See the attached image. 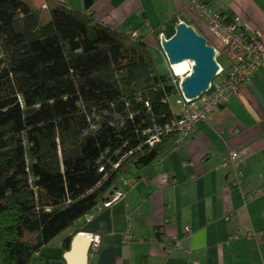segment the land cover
Returning <instances> with one entry per match:
<instances>
[{"label":"trees","instance_id":"16d2710c","mask_svg":"<svg viewBox=\"0 0 264 264\" xmlns=\"http://www.w3.org/2000/svg\"><path fill=\"white\" fill-rule=\"evenodd\" d=\"M89 9L0 0V264H32L130 169L180 143L166 130L179 116L176 78L159 72L146 35Z\"/></svg>","mask_w":264,"mask_h":264},{"label":"crops","instance_id":"0c3cea01","mask_svg":"<svg viewBox=\"0 0 264 264\" xmlns=\"http://www.w3.org/2000/svg\"><path fill=\"white\" fill-rule=\"evenodd\" d=\"M64 1L87 10L84 0ZM209 1L226 23H235L249 34L264 31V0ZM27 2L36 7L46 4V0ZM198 2L93 0L89 13L120 31L146 35L157 49L154 33L172 37L179 22L208 33L194 6ZM227 14L232 20L227 21ZM223 59L228 69L227 59L219 60ZM251 85L264 97V68L238 96L200 121L170 155L145 169H130L90 222L78 221L36 254L32 264L52 260L82 264L80 249L68 263L64 260L71 251V244L63 249L64 242L71 238L72 243L79 233L101 236L97 253L87 255L90 241L82 245L84 264H264V236L259 235L264 232V108ZM175 98L180 114L182 94ZM231 152L238 154L244 175L241 184H235L233 168L225 163ZM255 192L259 195L250 199ZM127 231L132 233L129 242L123 238ZM176 244L179 248L170 252Z\"/></svg>","mask_w":264,"mask_h":264},{"label":"built area","instance_id":"2783aa9c","mask_svg":"<svg viewBox=\"0 0 264 264\" xmlns=\"http://www.w3.org/2000/svg\"><path fill=\"white\" fill-rule=\"evenodd\" d=\"M204 1L206 0H199L194 6L199 9V13L204 18L208 33L219 45V47H214L219 64V76L211 84L210 89L200 98L189 100L182 95V100L179 102L181 111L178 119L166 129L167 131H178L180 142L193 133L200 121L205 120L210 114L227 105L231 98L238 96L241 88L250 82L253 75L264 68V31L249 34L246 29H242L235 23H226L224 18L213 11ZM134 35L136 36L137 33L135 32ZM221 57L226 58L229 62L230 67L228 69L219 62ZM192 66L193 64L190 63V67L183 75H189ZM170 67L173 72L175 71V76L179 77L180 75L176 72L174 65H170ZM181 82L182 80L176 82L179 90ZM151 143H156L155 139L152 138ZM225 163L233 168L235 184H241L244 175L240 169L238 154L231 152L225 158ZM167 181V179H162L163 183ZM258 195L259 192H255L249 198L252 199ZM91 215L86 217L87 222L93 219ZM186 232L191 233L189 229ZM259 235L264 236V232ZM88 237L91 240L90 251L97 253L100 248L101 237L94 234H88ZM123 238L126 242L131 241L132 233H124ZM178 248L179 244H176L173 250Z\"/></svg>","mask_w":264,"mask_h":264},{"label":"water","instance_id":"95a60500","mask_svg":"<svg viewBox=\"0 0 264 264\" xmlns=\"http://www.w3.org/2000/svg\"><path fill=\"white\" fill-rule=\"evenodd\" d=\"M92 4L93 0H84L85 9L91 8ZM160 46L170 65L175 66L183 62L193 64L190 74L181 82L180 91L184 98L189 100L200 98L218 78L219 64L214 46L210 45L207 38L188 23L179 22L175 27V34L169 39L163 38ZM250 89L264 108L262 93L255 86L251 85ZM89 241L90 248L87 255L90 254L91 240L85 233H79L73 239L70 247L71 251L65 255L64 260L67 262L68 258L80 249V256L83 258L82 264H84L85 248L82 245L84 246ZM49 264L66 263L52 260Z\"/></svg>","mask_w":264,"mask_h":264},{"label":"rangeland","instance_id":"374dc122","mask_svg":"<svg viewBox=\"0 0 264 264\" xmlns=\"http://www.w3.org/2000/svg\"><path fill=\"white\" fill-rule=\"evenodd\" d=\"M62 1V0H61ZM65 2V1H64ZM137 33V32H136ZM165 38V39H169L171 37H167L164 32L161 33L160 37L158 38L159 40H157L155 38V47H157V49L153 48L152 49V55H153V59L156 63V66H157V69L159 70L160 73H166V72H169L171 71L172 72V76H174L176 79H175V83L180 81V80H183L187 75H180L179 77H176L172 68L170 67V64L167 63V60H166V57L164 56L163 52H162V49L160 47V43H161V40ZM161 51V52H160ZM220 63H222L223 65H225V61L224 59L221 61L219 60ZM172 103L175 105V102H176V98H172ZM145 169V168H144ZM113 194V193H112ZM112 196V195H110ZM86 222H87V219H85ZM99 236V235H97ZM101 237V236H100Z\"/></svg>","mask_w":264,"mask_h":264},{"label":"bare ground","instance_id":"6f19581e","mask_svg":"<svg viewBox=\"0 0 264 264\" xmlns=\"http://www.w3.org/2000/svg\"><path fill=\"white\" fill-rule=\"evenodd\" d=\"M188 67H190V62H183L174 66L178 75H183L188 70Z\"/></svg>","mask_w":264,"mask_h":264}]
</instances>
